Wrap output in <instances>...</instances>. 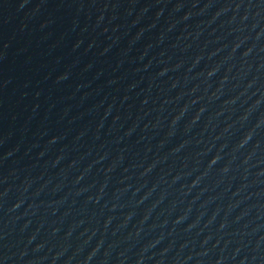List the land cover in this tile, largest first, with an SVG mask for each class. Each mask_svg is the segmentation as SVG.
<instances>
[{
    "label": "water",
    "instance_id": "obj_1",
    "mask_svg": "<svg viewBox=\"0 0 264 264\" xmlns=\"http://www.w3.org/2000/svg\"><path fill=\"white\" fill-rule=\"evenodd\" d=\"M0 264H264V0H0Z\"/></svg>",
    "mask_w": 264,
    "mask_h": 264
}]
</instances>
